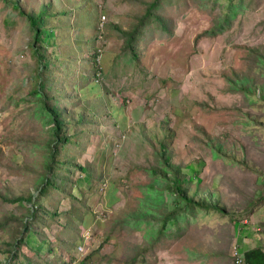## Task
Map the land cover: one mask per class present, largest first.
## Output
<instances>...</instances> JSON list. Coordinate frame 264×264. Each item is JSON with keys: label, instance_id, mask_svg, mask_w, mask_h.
I'll return each mask as SVG.
<instances>
[{"label": "rangeland", "instance_id": "374dc122", "mask_svg": "<svg viewBox=\"0 0 264 264\" xmlns=\"http://www.w3.org/2000/svg\"><path fill=\"white\" fill-rule=\"evenodd\" d=\"M11 1L0 0V264H235L264 249V0L228 21L226 0H14L43 17L51 102L77 123L66 148L84 170L60 171V185L46 170L53 115L33 91L34 34ZM47 181L59 190L40 198ZM39 204L43 224L16 245ZM215 204L222 213L204 208Z\"/></svg>", "mask_w": 264, "mask_h": 264}, {"label": "trees", "instance_id": "16d2710c", "mask_svg": "<svg viewBox=\"0 0 264 264\" xmlns=\"http://www.w3.org/2000/svg\"><path fill=\"white\" fill-rule=\"evenodd\" d=\"M157 1V0H156ZM218 1V0H215ZM227 4H226V10H225V20H231L234 19L238 14H241L245 11V0H226ZM9 4H11V6L15 9L18 10L19 14L24 17L30 27L32 28L33 31V43H32V47H33V52L35 53V57L37 58V62L38 66L36 67L37 72V82L36 84L39 85V87L37 86V89L34 88L33 91L35 93H39L41 96V100H42V104H43V109L46 110L47 113H51L53 115V122L48 120V125H51V127L49 129H46V137L47 139L45 140L46 146L49 150V153L51 154V164L49 165V167H46V170L48 173H50L51 175L54 176V179H56L59 181V185L69 182V178L65 177V176H59L58 173L62 170L65 173H68L65 169L66 168H72L73 166H75L76 168H78L80 171L83 172L84 170V166H82L81 164H79L78 160L80 158V156L76 155V156H71L67 153V148L66 146L68 144H70L71 142H73L75 133H68L66 132V130H68V126H70V124H77V123H72V120H74L75 118H66V115L63 114V112H67V108L60 107V103H61V99L59 101V105H55L51 102V98H53L52 96V92L50 89V86L52 84V71H51V67H49V57H45L43 56V54L39 53V49L40 47L38 46L39 42L42 39V30L43 28H45V23H44V19L43 17H41L39 14L36 13H27L25 11H23L22 9H20V7L18 6L17 1L12 0L11 2H8ZM154 3H150L147 11H146V15H151L150 9L151 7H154ZM156 19V18H155ZM223 24H225V21H221L218 25L220 28H222ZM133 35L134 33H129L128 34V39H127V44L128 46L131 45L132 43V39H133ZM133 57H136V53L131 54ZM91 59H92V63H93V75L95 76L97 71L99 70V63L97 62V57H98V52L95 48L94 52L90 55ZM260 62L262 63V66L264 68V58H260L259 59ZM71 121V123H70ZM78 134V133H77ZM63 150V154L61 155V151ZM61 157V158H60ZM59 161L58 164H56L55 162ZM55 164V166H54ZM66 166V167H65ZM171 167V166H170ZM49 184V181L46 182L45 185H40V189L37 190L38 191V196L43 197L46 196L47 193H50L51 190L54 189L55 190H59L58 185L54 184V182H51L50 184L51 189L48 190L46 185ZM56 187V188H55ZM187 192V189L182 187V183L179 182L175 188L173 189V193L175 194V196L178 198H180L181 196H183V194H185ZM187 195V194H186ZM188 197V195H187ZM176 198V199H177ZM261 198L264 199V196H262ZM22 199V198H21ZM20 198H16L13 201H20ZM116 200V198H114L113 201L114 202ZM190 203L193 204V206L195 205H199L196 201L192 200V198L188 199ZM29 202V201H28ZM110 202V203H111ZM200 206V205H199ZM204 208H207L206 210H214L216 209V211L221 212L222 213V208L219 207L217 204L214 205H206L204 206ZM210 208V209H209ZM44 211L45 213H48L49 211H45L44 208L42 207L41 204L36 205V206H32L30 207V210H28L29 214L28 216L25 218H23L22 220V224H23V232L21 236H18L16 238V245L21 243V239L23 237V233H26L27 229H28V224H33V225H42L44 220H43V215H41V212ZM172 212V210L166 215V216H162V215H158L162 222L160 229L158 230L159 234H162L165 230V225L166 223L171 219V217H169V214ZM50 215L52 216H56L57 212L53 211L50 213ZM135 215V214H134ZM133 214H131L125 221L124 223H126V225L128 224V226H131L133 228L139 227L137 223H134L135 218L132 217ZM146 222H149V219H146ZM45 225V223H44ZM46 226V225H45ZM18 247V246H16ZM15 247V248H16ZM35 253V251H34ZM15 256L13 253L11 254L10 258L15 260ZM241 264H264V249L261 247H257L254 249H249L246 250L242 253L241 256Z\"/></svg>", "mask_w": 264, "mask_h": 264}, {"label": "built area", "instance_id": "2783aa9c", "mask_svg": "<svg viewBox=\"0 0 264 264\" xmlns=\"http://www.w3.org/2000/svg\"><path fill=\"white\" fill-rule=\"evenodd\" d=\"M97 62L99 63V56L97 57ZM98 74H100V72H98L96 75L98 76ZM81 248V247H80ZM234 263L235 264H241V256H238L237 253H234Z\"/></svg>", "mask_w": 264, "mask_h": 264}, {"label": "crops", "instance_id": "0c3cea01", "mask_svg": "<svg viewBox=\"0 0 264 264\" xmlns=\"http://www.w3.org/2000/svg\"><path fill=\"white\" fill-rule=\"evenodd\" d=\"M252 249H254V248H252ZM249 250V249H248ZM246 251V250H245ZM239 255H242V254H239Z\"/></svg>", "mask_w": 264, "mask_h": 264}]
</instances>
